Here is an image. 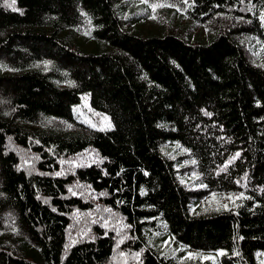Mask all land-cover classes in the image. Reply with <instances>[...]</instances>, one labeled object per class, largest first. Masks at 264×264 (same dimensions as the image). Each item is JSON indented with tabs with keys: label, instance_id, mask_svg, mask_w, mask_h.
<instances>
[{
	"label": "trees",
	"instance_id": "1",
	"mask_svg": "<svg viewBox=\"0 0 264 264\" xmlns=\"http://www.w3.org/2000/svg\"><path fill=\"white\" fill-rule=\"evenodd\" d=\"M118 249L264 264V0H0V264Z\"/></svg>",
	"mask_w": 264,
	"mask_h": 264
},
{
	"label": "rangeland",
	"instance_id": "2",
	"mask_svg": "<svg viewBox=\"0 0 264 264\" xmlns=\"http://www.w3.org/2000/svg\"><path fill=\"white\" fill-rule=\"evenodd\" d=\"M152 30V28H151ZM199 30H197L195 34H197ZM206 39V36H202ZM201 37V38H202ZM74 112L76 117L97 130H108L112 128V123L106 114H102L99 112H95L90 105L89 95L84 94L81 96V102L79 105L74 107ZM95 155L91 152L82 154L80 156H75L74 158L65 160L63 163L64 169L70 170L79 165H86L95 160ZM85 198L89 199L92 203L96 202L95 195L89 190L84 189L80 193ZM229 197H223V201H227ZM102 226H104L107 230H111L116 234V237L119 241L122 240L125 235V227L121 225L117 219H115L111 215H106L103 219H101ZM86 222V221H85ZM91 229V225L88 223H82L80 225V230L73 229L71 235V241H75L78 238H83L88 235V232ZM138 257L137 253L124 252L118 249L114 257L112 258L113 264H130L132 259H136Z\"/></svg>",
	"mask_w": 264,
	"mask_h": 264
},
{
	"label": "snow or ice",
	"instance_id": "3",
	"mask_svg": "<svg viewBox=\"0 0 264 264\" xmlns=\"http://www.w3.org/2000/svg\"><path fill=\"white\" fill-rule=\"evenodd\" d=\"M12 2L14 3V2H15V0H12ZM8 6H9V7H11L12 5H11V4H9ZM161 6H163V5H161ZM152 7H153V8H155V7H156V5H153Z\"/></svg>",
	"mask_w": 264,
	"mask_h": 264
}]
</instances>
